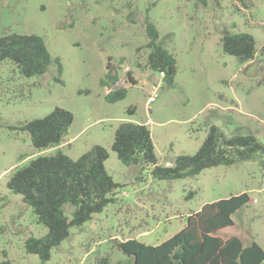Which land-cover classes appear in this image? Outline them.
<instances>
[{
	"label": "rangeland",
	"instance_id": "374dc122",
	"mask_svg": "<svg viewBox=\"0 0 264 264\" xmlns=\"http://www.w3.org/2000/svg\"><path fill=\"white\" fill-rule=\"evenodd\" d=\"M146 18L157 28L158 44L176 60L171 85L146 67ZM8 33L40 36L53 60L44 74L29 78L12 63H0V261L42 264L26 253L24 242L47 232L21 196L6 188L12 170L58 149L76 160L96 145L108 152L104 166L119 184L116 201L71 228L43 264H131L119 243L157 245L204 204L241 193L249 203L221 233L264 249V153L194 177L158 181L146 167L123 165L111 150L120 124H143L159 163L170 165L199 149L206 115L226 135L249 130L264 148V0H0V36ZM234 33L253 37L250 62L240 64L222 51V36ZM107 64L117 77L109 88L126 89L114 103L106 102L101 85ZM56 107L73 115L63 141L34 149L19 128Z\"/></svg>",
	"mask_w": 264,
	"mask_h": 264
},
{
	"label": "trees",
	"instance_id": "16d2710c",
	"mask_svg": "<svg viewBox=\"0 0 264 264\" xmlns=\"http://www.w3.org/2000/svg\"><path fill=\"white\" fill-rule=\"evenodd\" d=\"M144 29L145 48L149 50L146 67L158 72L171 85L176 60L158 44L159 33L148 18ZM221 48L240 64L256 56L255 41L247 33L223 35ZM260 51L264 54V45ZM52 60L40 36L13 33L0 36V63H12L23 77L44 74ZM55 62L60 76L59 59ZM106 69L101 85L107 87L106 102L114 103L126 96V89L109 88L108 84H117V77L113 74V66L107 64ZM127 74L129 82L135 84L132 74ZM209 116H205L206 137L196 153L176 156L170 165L159 163L151 133L143 124H120L115 130L111 150L123 165L146 167L151 177L158 181L194 177L205 169L233 166L264 153L262 144L249 130L238 127L231 135H226L210 124ZM72 121L71 112L56 107L43 118L26 121L19 130L28 134L34 149L45 150L61 144ZM107 158V150L97 145L76 160L58 149L12 170L6 188L21 196L36 217V223L47 230L41 237L25 240L26 253L36 255L42 264L49 261L51 251L69 237L71 228L82 226L115 203L119 184L105 169ZM248 203L249 196L241 193L204 204L190 213L182 228L163 242L149 245L130 239L119 243V249L131 259V264H263L264 249L258 243L245 244L238 236L221 233L234 226L232 216ZM0 264L13 263L4 258Z\"/></svg>",
	"mask_w": 264,
	"mask_h": 264
},
{
	"label": "crops",
	"instance_id": "0c3cea01",
	"mask_svg": "<svg viewBox=\"0 0 264 264\" xmlns=\"http://www.w3.org/2000/svg\"><path fill=\"white\" fill-rule=\"evenodd\" d=\"M182 228V227H181Z\"/></svg>",
	"mask_w": 264,
	"mask_h": 264
}]
</instances>
